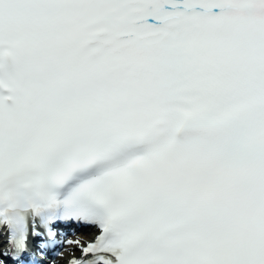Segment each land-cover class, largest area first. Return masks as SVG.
I'll use <instances>...</instances> for the list:
<instances>
[{"label": "snow or ice", "instance_id": "snow-or-ice-1", "mask_svg": "<svg viewBox=\"0 0 264 264\" xmlns=\"http://www.w3.org/2000/svg\"><path fill=\"white\" fill-rule=\"evenodd\" d=\"M65 253L264 264V0H0V264Z\"/></svg>", "mask_w": 264, "mask_h": 264}]
</instances>
